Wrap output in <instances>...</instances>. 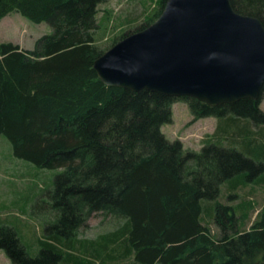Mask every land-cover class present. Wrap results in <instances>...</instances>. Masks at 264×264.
Instances as JSON below:
<instances>
[{
  "label": "trees",
  "instance_id": "trees-1",
  "mask_svg": "<svg viewBox=\"0 0 264 264\" xmlns=\"http://www.w3.org/2000/svg\"><path fill=\"white\" fill-rule=\"evenodd\" d=\"M105 1L0 0V18L16 10L51 27L32 48L0 42V135L16 157L60 169L35 202L45 209L36 251L7 223L0 248L10 264H95L92 244L88 255L76 252V233L103 211L125 218L113 256L131 264H264V204L240 194L247 183L264 190V88L256 99L209 105L104 83L95 58L154 21L165 0L143 21L141 10L126 15L131 26L102 47ZM229 1L264 24V0ZM179 99L194 118L216 117L199 151L161 131Z\"/></svg>",
  "mask_w": 264,
  "mask_h": 264
},
{
  "label": "water",
  "instance_id": "water-1",
  "mask_svg": "<svg viewBox=\"0 0 264 264\" xmlns=\"http://www.w3.org/2000/svg\"><path fill=\"white\" fill-rule=\"evenodd\" d=\"M108 85L187 95L209 105L258 98L264 88V24L229 0H165L150 24L94 60Z\"/></svg>",
  "mask_w": 264,
  "mask_h": 264
},
{
  "label": "rangeland",
  "instance_id": "rangeland-1",
  "mask_svg": "<svg viewBox=\"0 0 264 264\" xmlns=\"http://www.w3.org/2000/svg\"><path fill=\"white\" fill-rule=\"evenodd\" d=\"M157 4L158 0H107L103 2L99 5L97 13L99 17L102 15L101 27L96 34L98 43L102 47L109 45L120 28L131 26L124 22L126 15L141 10L142 12L138 15H142L137 22L143 21L145 16L157 7ZM50 30L51 27L47 21L35 22L16 10L0 18V42L12 41L23 48H32L35 40ZM260 107L264 110V92ZM171 112L170 121L161 125V131L170 139H179L184 147L199 151L205 139L209 138L214 131L216 117L208 115L194 118L187 103L180 99L172 103ZM237 145L240 144L237 143ZM237 148L241 147L237 146ZM59 170V168L38 167L27 160L16 157L6 137L0 135V223L12 226L30 253H34L37 249L35 236H41L42 220L45 214L44 208L37 210L34 208L35 202L39 197L46 195L52 178ZM244 186L240 194L249 195L253 200L264 204L263 189L255 186V183H247ZM261 206L256 205L251 218ZM124 220V217L103 211L91 213L76 233L79 239L75 247L76 252L86 256L88 249L83 250V248H88V244H92L93 250L90 249V256L95 264H99L100 261L97 259L101 258L105 264H131L132 261L127 257H114L116 250L120 249L121 242L119 235L113 236L119 233ZM10 263L5 251L0 248V264Z\"/></svg>",
  "mask_w": 264,
  "mask_h": 264
}]
</instances>
